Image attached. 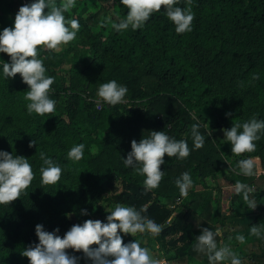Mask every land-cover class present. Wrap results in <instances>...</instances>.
I'll use <instances>...</instances> for the list:
<instances>
[{
  "label": "trees",
  "instance_id": "obj_1",
  "mask_svg": "<svg viewBox=\"0 0 264 264\" xmlns=\"http://www.w3.org/2000/svg\"><path fill=\"white\" fill-rule=\"evenodd\" d=\"M89 1L76 0V7L66 13L79 19L77 34L85 39L93 57L83 72H75L81 73L83 84L62 85L57 72L62 64L60 54L39 52L46 74L55 78L54 113L29 116L24 100L27 85L20 75L0 80V149L27 158L34 172L31 185L20 197L8 206L0 205V264H28L21 251L38 242L36 224L48 231L58 227L63 236L76 224L71 214L82 208L91 213L105 198L113 204L145 207V215L167 224L156 239L167 251H174L169 260L187 257L192 264H207L204 255L193 251L200 234L198 224L220 228L227 219L253 215L249 229L264 227V139L257 142L255 152L242 156L260 159L263 173L258 178L230 173L220 181L218 175L227 170L226 157L231 151L210 135L201 112L210 107L223 129L254 115L264 118V0H192V31L182 35L175 33L162 12L155 13L140 30L117 33L113 21L105 23V18L115 14L107 7L112 2L119 10L115 15L126 18L127 10L119 0H91L99 9L81 14ZM8 7L12 10V5ZM8 59V54H0V63ZM254 75L259 79H253ZM110 80L127 87V103L98 106L93 102L96 89ZM196 122L202 125L204 147L179 162L165 154L160 186L145 192L143 177L123 165L132 140L139 142L152 130L165 131L175 139L189 137L191 148L190 132ZM33 140L36 144L29 147ZM79 143L85 144L84 157L73 163L66 152ZM40 152L63 169L56 185L40 183ZM185 171L200 184L188 197L180 198L174 181ZM210 179L219 181L216 192L208 184ZM236 180L257 189V206L248 209L234 195L233 210L227 216L221 210V188ZM176 204L178 209L171 207ZM224 241L218 238V244ZM243 264H264V250Z\"/></svg>",
  "mask_w": 264,
  "mask_h": 264
},
{
  "label": "clouds",
  "instance_id": "obj_2",
  "mask_svg": "<svg viewBox=\"0 0 264 264\" xmlns=\"http://www.w3.org/2000/svg\"><path fill=\"white\" fill-rule=\"evenodd\" d=\"M126 11V18L120 19L115 14L105 18V23L112 22V28L121 33L129 28L140 30L155 13H163L174 26L175 33L182 35L192 31L195 15L192 0H119ZM185 5V6H181ZM76 7V0H28L21 5L14 15L12 24L0 28V54H8V61L0 63V80L8 81L20 75L21 82L27 85L24 100L29 116L44 117L56 111V100L51 97L53 76L47 75L44 60L38 58L43 50L59 51L62 46L75 40L80 31L79 19L66 16ZM253 79H259L254 75ZM128 89L116 80L101 83L93 99L98 106L114 107L127 103ZM230 116L231 113H226ZM202 125L196 122L191 127V148L189 137L175 139L165 131H150L147 137L137 142L132 140L131 150L123 158L125 168H131L143 177L145 192L157 189L164 177L161 165L165 164V154L176 161L186 160L193 151L204 147L205 135L200 131ZM211 135V134H210ZM224 139L231 145L232 155L242 157L257 149V142L264 139V118L252 116L244 122L233 123L231 128L223 130ZM36 144L33 140L29 147ZM85 144H74L66 152V158L73 163L84 157ZM42 164L39 168L40 183L43 186L56 185L61 179L63 169L40 152ZM227 175L234 173L246 179L258 178L257 165L250 157L238 159L235 167L228 162ZM34 172L29 160L24 156L0 149V205H9L16 200L32 183ZM180 198H186L193 186L189 172L181 173L174 181ZM257 189L243 180H236L228 188H221V193L240 196L248 209H255L257 203L254 193ZM215 195V192H213ZM227 202V201H225ZM179 203V200L177 201ZM108 213L103 221L87 219L73 224L64 234H59L57 227L52 231L43 224H36L34 233L38 242L23 248L21 255L28 264H159L158 253L149 246L150 239H156L163 232L165 225L155 222L145 213L147 208L116 204L106 208ZM82 216L88 210H80ZM200 227L193 251L202 254L207 264H243L242 257L228 244H218V238L232 239L221 228ZM251 235L264 240V227L252 225ZM133 240L124 242L128 235ZM226 234V235H225ZM239 244L245 243V236H235Z\"/></svg>",
  "mask_w": 264,
  "mask_h": 264
},
{
  "label": "rangeland",
  "instance_id": "obj_3",
  "mask_svg": "<svg viewBox=\"0 0 264 264\" xmlns=\"http://www.w3.org/2000/svg\"><path fill=\"white\" fill-rule=\"evenodd\" d=\"M28 0H0V28L10 26L12 24V20L14 19L15 13L18 11V8L26 4ZM9 5H12V10L8 7ZM110 5V6H109ZM109 6V9L112 13L118 14L119 10L117 7V4L114 2L107 5ZM3 7H6L4 9ZM99 4L89 1L85 7L81 8V14H88L96 12L99 9ZM60 54L62 64L58 69V76L60 79V82L62 85L69 86L70 84H79L81 76L80 74H76L75 72H83L85 67L89 66V64L93 63V57L91 54H89V49L85 44V39L83 37H80V35L77 34L75 40L70 42L66 46H62L59 51H56ZM96 65H100L99 62H95ZM83 84V82H82ZM202 114L206 117L208 122V128L210 134L215 138L216 140H219L220 142H223L226 147L227 151H231V145L226 142L223 135V128L220 127L218 123V118L214 115L213 110L210 107H205L201 109ZM228 162L231 163L233 167L236 165V161L238 159H241L242 157H236L231 154L226 157ZM254 162L257 165V172L259 174L263 173V170L261 168V162L259 158L253 159ZM231 174L229 173L227 175V170H224L219 173L218 180H223L226 178H229ZM193 186L192 189H195L199 186V179L193 178ZM210 179L208 180V184L213 187L214 189L218 188L219 181ZM231 187V186H228ZM224 187V188H228ZM215 189V192H216ZM190 190V191H191ZM234 195L231 194H225L222 193L221 198L222 200H226L227 202H222L221 210L222 212H225L227 216L232 213V199ZM180 203V201H179ZM116 204H113V202L110 199H104L102 200L92 211L91 213H88L86 216H82L80 213H74L71 214L70 217L75 223H82L84 220L87 219H100L103 221L108 213L105 212L104 206L106 208L114 207ZM175 209H178L180 207L179 204H176L175 206H171ZM249 216V217H248ZM247 218L245 220H242L240 218L236 220L228 219L226 222L220 226L222 231L227 232L232 239H226L227 241L225 244H228L233 251L238 253L242 259L246 262L250 259L251 255L254 253H259L262 250H264V240H261L250 233L249 225H247V222L249 221L250 215L246 216ZM237 222V223H236ZM219 227V226H218ZM237 235H243L245 236V243L239 244L237 241H235V236ZM134 238L131 237L129 234L127 237H124V242H129L130 240H133ZM149 246L153 248L154 251L158 252L160 256L168 258L170 256H174V251H167L164 246L157 240L152 239L149 240ZM83 264V261L81 262ZM168 264H192L188 261V259L185 257H180L178 259L174 260H168Z\"/></svg>",
  "mask_w": 264,
  "mask_h": 264
},
{
  "label": "crops",
  "instance_id": "obj_4",
  "mask_svg": "<svg viewBox=\"0 0 264 264\" xmlns=\"http://www.w3.org/2000/svg\"><path fill=\"white\" fill-rule=\"evenodd\" d=\"M4 9H6V7H3ZM226 200H223L222 202L224 203ZM223 214L224 215H226L225 214V212H223ZM249 217V216H248ZM250 217H252V215H250ZM247 217H240V219H242V220H245ZM236 219H238V218H236ZM235 219V220H236ZM253 218H249V221L247 222V225H249V223L251 222V220H252ZM228 220V219H227ZM237 223V222H236ZM226 235V234H225ZM227 240L225 239V241H224V244H225V242H226ZM263 251V250H262ZM262 251L261 252H257V254H260V253H262ZM156 252V251H155ZM158 253V252H157ZM158 260H159V264H168V260L166 259V257H162V256H160V254L158 253ZM183 258H185V257H183ZM187 258V257H186ZM188 259V258H187ZM188 261H189V259H188Z\"/></svg>",
  "mask_w": 264,
  "mask_h": 264
}]
</instances>
